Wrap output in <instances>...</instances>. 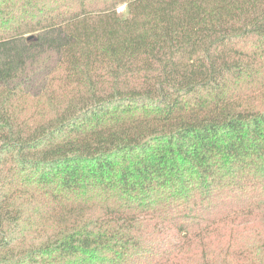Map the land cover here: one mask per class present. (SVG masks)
<instances>
[{"label": "trees", "instance_id": "1", "mask_svg": "<svg viewBox=\"0 0 264 264\" xmlns=\"http://www.w3.org/2000/svg\"><path fill=\"white\" fill-rule=\"evenodd\" d=\"M0 264H264V0H0Z\"/></svg>", "mask_w": 264, "mask_h": 264}, {"label": "rangeland", "instance_id": "2", "mask_svg": "<svg viewBox=\"0 0 264 264\" xmlns=\"http://www.w3.org/2000/svg\"><path fill=\"white\" fill-rule=\"evenodd\" d=\"M123 9H124V6H121V7H120V10H123Z\"/></svg>", "mask_w": 264, "mask_h": 264}, {"label": "water", "instance_id": "3", "mask_svg": "<svg viewBox=\"0 0 264 264\" xmlns=\"http://www.w3.org/2000/svg\"><path fill=\"white\" fill-rule=\"evenodd\" d=\"M31 38V37H30Z\"/></svg>", "mask_w": 264, "mask_h": 264}]
</instances>
